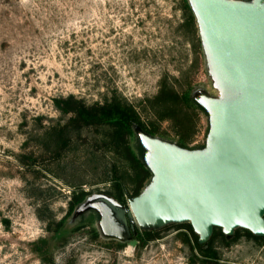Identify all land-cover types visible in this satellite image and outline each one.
<instances>
[{
    "label": "rangeland",
    "instance_id": "374dc122",
    "mask_svg": "<svg viewBox=\"0 0 264 264\" xmlns=\"http://www.w3.org/2000/svg\"><path fill=\"white\" fill-rule=\"evenodd\" d=\"M184 1L0 0V264H200L190 223L150 228L158 238L133 245L135 237H114L96 209L72 210L81 191L112 197L128 167L108 151L103 128L76 132L57 107L71 96L89 105L117 96L157 138L178 145L175 121L151 109L163 87L196 100L222 97ZM184 111L189 149L205 148L210 116ZM131 146L146 161L140 140ZM244 230L229 246L215 240L217 264H264V242Z\"/></svg>",
    "mask_w": 264,
    "mask_h": 264
},
{
    "label": "water",
    "instance_id": "95a60500",
    "mask_svg": "<svg viewBox=\"0 0 264 264\" xmlns=\"http://www.w3.org/2000/svg\"><path fill=\"white\" fill-rule=\"evenodd\" d=\"M222 97L197 101L211 119L206 147L190 150L136 128L152 184L128 204L94 195L79 213L96 209L116 238L141 229L190 223L201 245L216 228L264 238V0H189Z\"/></svg>",
    "mask_w": 264,
    "mask_h": 264
},
{
    "label": "trees",
    "instance_id": "16d2710c",
    "mask_svg": "<svg viewBox=\"0 0 264 264\" xmlns=\"http://www.w3.org/2000/svg\"><path fill=\"white\" fill-rule=\"evenodd\" d=\"M183 10L185 12L186 25L194 30L197 25V19L187 0L183 2ZM63 103L65 107L64 105L62 107L60 104H58L57 107L63 113L72 115L69 126L74 127L76 132H80L87 127L103 128V142L109 149L108 151L116 154L120 157L122 162L127 165L128 168H126L125 173H121L120 175L117 173L118 177L115 181V190L109 195L123 205L126 204V196H131V198L140 196L145 183L153 178L154 175L149 169L146 161L142 159V156H138L135 153L131 146V142L134 139L137 141L140 140L136 132L137 127H140L152 137H159L158 129L152 124L142 121L136 107L117 96L106 99L104 102L90 105L83 100L71 96L64 100ZM186 108L206 112L199 102L188 92L179 93L174 89H167L166 86L163 87L160 94L154 99V102H151V109L159 121H175L174 131L177 137V144L183 148L189 149L188 140L191 136V126L187 119V113L184 111ZM161 137L164 138L165 136L161 135ZM62 144H67V140ZM141 148L142 147L139 146L140 151ZM200 148L203 149L204 147L194 149ZM126 173L132 174L130 189L127 188L125 181ZM90 195L89 192L85 191L74 194V201L71 207L72 210H75L78 206L83 204ZM60 226H62V224H60ZM185 226H188L193 234L194 250H196L200 256V264L218 263L220 259L219 252L214 246V242L218 237L221 238V243L225 246L231 245L237 239V235L228 238L223 233L222 229L216 228L211 239L207 243L201 245L199 243V236L194 232L191 224ZM244 231L248 236L264 242L263 237H257L249 230ZM158 236L157 232L144 229L135 237L136 240L133 242V245L137 244L139 240L144 243L150 242L157 239Z\"/></svg>",
    "mask_w": 264,
    "mask_h": 264
}]
</instances>
